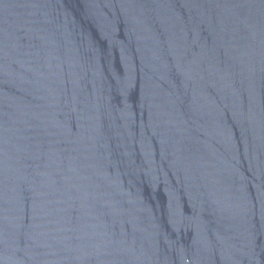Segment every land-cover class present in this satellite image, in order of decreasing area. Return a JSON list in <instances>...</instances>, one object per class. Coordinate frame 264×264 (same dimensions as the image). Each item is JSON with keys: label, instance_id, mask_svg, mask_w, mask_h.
Segmentation results:
<instances>
[{"label": "water", "instance_id": "1", "mask_svg": "<svg viewBox=\"0 0 264 264\" xmlns=\"http://www.w3.org/2000/svg\"><path fill=\"white\" fill-rule=\"evenodd\" d=\"M0 264H264V0H0Z\"/></svg>", "mask_w": 264, "mask_h": 264}]
</instances>
